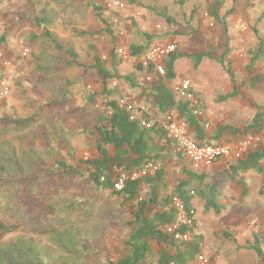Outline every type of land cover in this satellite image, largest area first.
<instances>
[{"label": "rangeland", "instance_id": "obj_1", "mask_svg": "<svg viewBox=\"0 0 264 264\" xmlns=\"http://www.w3.org/2000/svg\"><path fill=\"white\" fill-rule=\"evenodd\" d=\"M135 1L136 5L129 0H0V78L11 89L0 100V168L5 170L0 175V225L17 227L13 233L0 230V264H60L62 260L84 264L85 244L114 259L125 252L132 205L121 206L120 198L95 190L89 180L79 176L92 171L84 162L94 159L97 149L95 139L85 132L93 131L107 98L102 94V76L91 68L94 57L106 61L116 77L108 81L106 92L115 91L112 98L122 101L136 91L130 90L127 77L136 74L138 83L148 85L154 76L144 80L137 72L139 59L124 60L117 48L173 42L184 56L176 61L177 79L169 86L175 91L183 80L192 83L209 135L215 136L222 128L230 139L234 130L241 135L259 120L262 143L252 151L264 148V80L256 87L250 82L256 77L264 79V56L248 71L255 53L264 51V0H219L224 2L220 11L223 25L206 14L210 2L217 0ZM114 2L120 6L110 8ZM93 5L106 10L116 31L115 43L104 33ZM164 16L175 23H168ZM42 17L50 23L36 28L34 19ZM46 28L62 44L74 46L83 67L66 68L51 41H35L34 33L40 35ZM113 50L117 56L112 58ZM199 53L211 58L196 66L186 55ZM50 61H55V73L61 77V89L54 96L50 91L57 78L44 70ZM67 81L73 83L69 86ZM67 87L68 99L59 104ZM236 91L238 97L226 98ZM92 92L99 94L95 103L86 98ZM144 103L149 108V100ZM181 152L174 146L168 148L165 160L153 163L157 170H149L145 176H141L144 169L125 173L119 165H113L111 173L116 179H138L155 176L163 168L166 175L159 190L163 198L172 195L179 180L187 178L189 164L185 155L179 156ZM224 161L204 174L205 183L223 189L231 186L219 198L223 212L207 210L201 200L195 203L196 234L201 237L205 264H264L251 249L257 236L264 250V161L262 174L249 171L234 179L226 172L231 162ZM244 187L247 194H243ZM149 192L150 185L144 184L140 199ZM154 248L159 251L162 247Z\"/></svg>", "mask_w": 264, "mask_h": 264}, {"label": "trees", "instance_id": "obj_2", "mask_svg": "<svg viewBox=\"0 0 264 264\" xmlns=\"http://www.w3.org/2000/svg\"><path fill=\"white\" fill-rule=\"evenodd\" d=\"M131 5H136L135 0H129ZM224 5L223 1L210 2L207 6L206 14L220 25H223L221 16V9ZM98 18L104 26V33L113 37L114 43L117 41L116 31L114 30L109 18L106 17V10L99 5H93ZM168 23H173L174 20L164 16ZM36 28H40L42 23L48 24L44 17L34 19ZM175 23V22H174ZM137 28L138 24L134 23ZM33 35V34H32ZM35 41L45 40L51 41L60 55V61L66 68L83 67L79 62V54L76 52L74 46L70 43L62 44L60 37L52 33L49 29H45L43 33L37 35L34 33ZM149 40H154V36H149ZM152 47L150 44L135 45L130 44L128 50L133 59H141ZM113 58L117 56L115 50L110 53ZM184 54L178 50L171 54L165 61L166 74L154 75L152 68L145 69L141 64H137V72L142 73L144 80H147V75H152L156 78V86L148 88L154 81L145 85L138 83L136 74L126 78L130 83V90L135 91L142 89L145 99L148 96L152 99L153 108L157 111L160 117H166L169 114L175 113L179 120L186 122L192 130L193 138L201 145L206 144H226L234 143L236 138H245L250 134H257L263 130L257 122L245 130L243 134H239L234 130L231 133L230 139L224 136L225 129H219L215 136L209 135L206 125L195 113L192 104L179 99L174 90L169 86V82L177 79L175 71L176 61L183 57ZM186 56L192 58L199 66L206 58H211L209 54L199 53ZM264 56V51L259 49L255 56L251 59L248 66V71ZM94 65L91 68L95 69L103 78V93L107 98L104 101L105 111H101L95 119L93 131H86L85 133L95 139L97 156L94 159L85 161V165L92 168L88 174H80L81 178L89 180L95 190L102 193H109L113 198H120L121 206L131 204L130 215L131 221L128 224L130 233L125 240V252L118 259H114L108 255H100L99 251H94L88 244H85L83 249L86 252L83 256L84 264H192L202 254V245L200 243L201 237L196 234V227L190 228L187 226H180L175 234L169 235L165 232V228L173 226L178 220V210L174 205V199H179L187 210L196 209V201L201 200L205 202L207 210H213L217 214H221L224 207L219 204L221 191L219 185H212L205 183L207 176L205 172H196L191 168L188 161L189 168L186 170L187 178L178 181V184L173 189L172 195L161 198L159 190H161L162 182L166 175L163 168L155 176L141 177L138 179L127 178L123 182V187L119 190L116 186L120 179H116L111 170L113 165H119L123 168L125 173L133 171H142L149 163L155 165L165 160V152L168 148L177 147L182 149L179 143L170 137L153 117L151 113H144L140 117H135L132 112L123 110L120 107V101L112 98L115 91H107L108 81L116 78L111 74L106 66V61L99 57H94ZM55 61H50L44 70L53 77V88L50 93L54 96L55 91L61 89V77L55 72ZM60 77V79H59ZM263 77H256L250 80L253 87L263 82ZM73 82L67 81L70 86ZM61 95L62 99L59 104H62L68 99V87ZM239 96L238 91L226 98H236ZM99 94L92 92L88 95L87 101L95 103L98 100ZM57 104V103H50ZM151 123V127L146 124ZM165 144L160 147L158 144ZM183 151V149H182ZM185 155L180 153V157ZM186 157V156H185ZM264 161V148L249 152L243 158L233 161L229 164L226 170L229 173L230 179H234L241 174L254 171L258 174L263 173L262 162ZM64 168L72 171L71 167L64 162L58 163ZM5 172L4 167L0 168V175ZM72 175V173H69ZM239 183L244 186V181ZM144 184L150 185V192L142 199L141 190ZM194 193V194H192ZM247 194L244 187V193ZM3 201H0L2 204ZM1 207V206H0ZM157 207V209H154ZM154 209V210H153ZM197 225V223H196ZM16 226L0 225V230L5 233H13ZM70 233V232H67ZM192 235L191 242L179 241L176 235ZM69 236V234L67 235ZM65 238V237H64ZM158 245L162 248L156 251L154 246ZM257 258L264 263V250L260 244V238L255 237V244L251 247ZM33 254V251H29ZM35 261L37 257L35 255ZM60 264H68L65 260L59 261ZM58 263V262H57ZM56 264V263H55Z\"/></svg>", "mask_w": 264, "mask_h": 264}, {"label": "built area", "instance_id": "obj_3", "mask_svg": "<svg viewBox=\"0 0 264 264\" xmlns=\"http://www.w3.org/2000/svg\"><path fill=\"white\" fill-rule=\"evenodd\" d=\"M119 7L118 2H114L113 5H110V8ZM117 24L118 21L116 20ZM172 29V27H170ZM177 51V47L173 42H169L166 45H159L152 47L141 59H139V64H141L145 69L152 68L154 74L165 75V61L173 53ZM118 54L124 60H132V56L126 47L117 48ZM5 62V61H4ZM4 65L9 66V62H5ZM151 80V75H147V81ZM9 82L6 79L0 78V100L6 99L10 94ZM179 99H182L186 102L192 104L195 109L194 113L201 118V101L197 97L196 93L193 90V85L189 80H183L175 91ZM120 107L123 110L132 112L135 117H140L144 113H148V109L145 106H136L132 102L126 100L120 101ZM160 126L168 132L170 137L175 139L179 145L182 147L185 156L191 164V168L196 171L203 173L207 171L210 167L214 166L220 161H236L243 158L249 152H252V149L255 146H259L262 143L263 133L250 134L247 137L243 138L234 143L226 144H206L201 145L193 138L192 130L189 125L179 120V118L173 114H169L162 121H159ZM147 127H151L152 124H146ZM156 169L153 163H149L144 171L141 172V176L147 175V172L153 171ZM157 170V169H156ZM127 178L137 179L135 176H123L120 178L117 188L119 190L123 187V182ZM194 194V193H192ZM174 205L178 210V220L177 222L170 227L165 228V232L169 235L175 234L176 230L180 226H187L194 228L197 223V212L195 209L187 210L184 204L179 199H174ZM176 239L179 241L191 242L192 235H180L177 234ZM206 257L201 254L197 259L195 264H205Z\"/></svg>", "mask_w": 264, "mask_h": 264}, {"label": "crops", "instance_id": "obj_4", "mask_svg": "<svg viewBox=\"0 0 264 264\" xmlns=\"http://www.w3.org/2000/svg\"><path fill=\"white\" fill-rule=\"evenodd\" d=\"M152 81H154L153 83H152V85H150V86H148V88L150 87V89L151 88H153V87H155L156 86V82H157V80H156V78L155 77H153L152 78V80L150 81V83L152 82ZM170 83V82H169ZM146 85V84H145ZM169 85V84H168ZM143 90L142 89H139V90H136L135 92H133V95H128L127 96V100L126 101H128V102H132V103H134L136 106H145V107H147L146 105H145V103H144V99H145V96L143 95ZM148 100H149V103L147 104L148 106H149V108L147 107V109H148V112L149 113H151L152 115H153V117L159 122V121H162L163 119H164V117H160L159 115H158V113H157V111L153 108V103H152V99L148 96ZM218 164H225V161H222V162H220V163H218ZM242 178L243 179H245L246 178V176L245 175H243L242 176ZM235 182V181H234ZM227 183V182H226ZM219 188H220V191L222 192L223 190H225V189H227V190H229V191H231V186L228 184V185H226V187L223 189V187H222V185H220L219 186ZM236 188H238V187H236ZM219 204H221L220 203V201H219Z\"/></svg>", "mask_w": 264, "mask_h": 264}]
</instances>
